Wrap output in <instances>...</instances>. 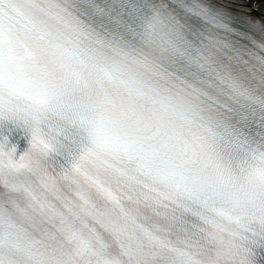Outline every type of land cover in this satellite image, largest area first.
I'll return each instance as SVG.
<instances>
[{"label": "clouds", "instance_id": "obj_1", "mask_svg": "<svg viewBox=\"0 0 264 264\" xmlns=\"http://www.w3.org/2000/svg\"><path fill=\"white\" fill-rule=\"evenodd\" d=\"M132 101L119 99L99 105L91 118L90 147L94 152L105 154L124 150L135 127L157 112H163L173 119L180 118L176 102L149 96L137 91ZM242 184L264 190V156H257L247 168L237 175Z\"/></svg>", "mask_w": 264, "mask_h": 264}, {"label": "bare ground", "instance_id": "obj_2", "mask_svg": "<svg viewBox=\"0 0 264 264\" xmlns=\"http://www.w3.org/2000/svg\"><path fill=\"white\" fill-rule=\"evenodd\" d=\"M245 14H251L264 24V0H221ZM257 13H259L257 15Z\"/></svg>", "mask_w": 264, "mask_h": 264}, {"label": "snow or ice", "instance_id": "obj_3", "mask_svg": "<svg viewBox=\"0 0 264 264\" xmlns=\"http://www.w3.org/2000/svg\"><path fill=\"white\" fill-rule=\"evenodd\" d=\"M259 13H257V15H258Z\"/></svg>", "mask_w": 264, "mask_h": 264}]
</instances>
